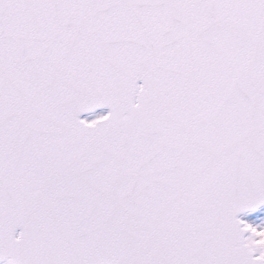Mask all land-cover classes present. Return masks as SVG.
Wrapping results in <instances>:
<instances>
[{
  "label": "snow or ice",
  "instance_id": "snow-or-ice-1",
  "mask_svg": "<svg viewBox=\"0 0 264 264\" xmlns=\"http://www.w3.org/2000/svg\"><path fill=\"white\" fill-rule=\"evenodd\" d=\"M0 264H264V0H0Z\"/></svg>",
  "mask_w": 264,
  "mask_h": 264
}]
</instances>
